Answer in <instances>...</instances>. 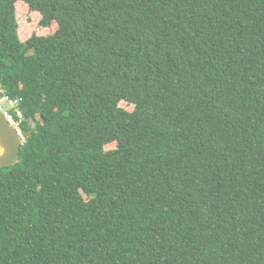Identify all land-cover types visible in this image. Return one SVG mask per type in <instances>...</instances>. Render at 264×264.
Masks as SVG:
<instances>
[{"label": "trees", "instance_id": "16d2710c", "mask_svg": "<svg viewBox=\"0 0 264 264\" xmlns=\"http://www.w3.org/2000/svg\"><path fill=\"white\" fill-rule=\"evenodd\" d=\"M2 96L0 264H264V0H0Z\"/></svg>", "mask_w": 264, "mask_h": 264}, {"label": "water", "instance_id": "95a60500", "mask_svg": "<svg viewBox=\"0 0 264 264\" xmlns=\"http://www.w3.org/2000/svg\"><path fill=\"white\" fill-rule=\"evenodd\" d=\"M23 144V137L0 112V170L19 163Z\"/></svg>", "mask_w": 264, "mask_h": 264}, {"label": "rangeland", "instance_id": "374dc122", "mask_svg": "<svg viewBox=\"0 0 264 264\" xmlns=\"http://www.w3.org/2000/svg\"><path fill=\"white\" fill-rule=\"evenodd\" d=\"M18 10L19 34L21 36V40L26 41L32 35H49V30L40 26L41 17L38 13L33 12L24 5H22ZM121 106L128 110L133 109V106L127 105L126 103H121Z\"/></svg>", "mask_w": 264, "mask_h": 264}, {"label": "built area", "instance_id": "2783aa9c", "mask_svg": "<svg viewBox=\"0 0 264 264\" xmlns=\"http://www.w3.org/2000/svg\"><path fill=\"white\" fill-rule=\"evenodd\" d=\"M20 102L21 99L2 96L0 98V112L4 115L9 124L24 138L21 126L25 119L19 107Z\"/></svg>", "mask_w": 264, "mask_h": 264}, {"label": "clouds", "instance_id": "9594fccd", "mask_svg": "<svg viewBox=\"0 0 264 264\" xmlns=\"http://www.w3.org/2000/svg\"><path fill=\"white\" fill-rule=\"evenodd\" d=\"M23 139H24V142H25V137Z\"/></svg>", "mask_w": 264, "mask_h": 264}]
</instances>
